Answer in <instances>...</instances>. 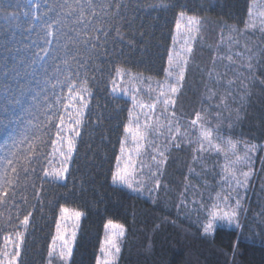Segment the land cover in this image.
<instances>
[{
    "label": "snow or ice",
    "instance_id": "snow-or-ice-1",
    "mask_svg": "<svg viewBox=\"0 0 264 264\" xmlns=\"http://www.w3.org/2000/svg\"><path fill=\"white\" fill-rule=\"evenodd\" d=\"M8 8L13 6H0V12L9 20H18L19 10L23 9L22 15L26 18L27 25L24 30L35 33L38 38L24 45V50L30 52L29 56L18 59L11 69L5 65L0 71V75L5 77L0 85L4 93V101L0 104V113L4 115L0 124L5 128L14 123L15 107L23 105L26 94H30L27 101L30 106L24 109L32 117L27 121L29 127H24L18 137L10 134L0 144V207L9 213L5 216L4 212H0V230L3 231L0 236V264H20L33 216L31 210L25 212L23 207L30 203L29 189L32 190V197L43 205L45 184H59L69 178L77 142L87 123L93 86L99 85L104 79L106 60L123 55L122 46L125 44L135 48L137 35L142 38L145 36V25L142 21L137 23L136 15L137 11L145 8L175 11L178 17L175 24L176 34L172 36V47L168 50L167 66L163 69L164 77L156 80L155 86L150 76L144 77L143 73L133 75L130 69H116L121 80L125 75L129 77L133 88L132 108L128 111V123L123 127L125 135L120 141V155L115 158L111 181L113 184L124 185L133 192L143 193L147 184L139 178L145 168L142 157L151 149L150 159L155 167L153 169L151 165L148 166V178L153 180L155 189L161 187V180L157 177L163 175L168 153L173 148L180 149L183 144L194 143L191 138H187V131H181L180 117L175 108L184 87L194 44L198 39L204 38L202 33L205 20L190 14L188 5L181 0H26L24 5L15 6L11 12ZM248 15L249 21L243 31L258 32L264 40V12L257 16L250 8ZM241 35L240 30L231 26L221 29L211 65L206 70L207 78L203 81L205 99L218 98L215 107H223L229 113V129L239 119L244 101L250 95L252 81L255 79L254 69L264 62V46L254 49L247 41L241 42ZM221 46L225 47L224 52L219 51ZM6 50L12 51L11 48ZM225 60L228 62L224 65L226 71L233 66L246 68L251 78L237 71L225 85L222 81L223 74L216 67L218 62ZM10 81H16L15 87ZM137 82L147 83L150 102H145L138 95L142 90L135 86ZM111 83L112 92H117L115 80ZM261 83L264 84V81ZM30 85H35L37 90L34 91ZM220 87H224L225 91L219 92ZM49 88L53 90L50 93L51 99ZM119 90L125 95L129 93L127 87ZM42 94L43 103L40 99ZM230 101L236 105L234 108L230 107ZM33 107L38 109L39 116L32 111ZM136 109L139 111H135ZM232 113H235L234 118ZM211 115L217 121L214 128L207 127L208 108L197 111L195 119L190 121L192 126L199 125L200 129L195 141L199 146L193 148L192 160L195 165L200 160L199 154L208 152L209 149L223 153L227 163L221 179L229 191L223 195L217 193L218 203L212 207L217 208L219 204H223L228 210L209 212L206 222L202 223V231L206 235L213 232L216 221L240 227L239 217L243 209L240 190L248 189L253 172L250 167L246 171L242 168L251 162L250 154H254L256 150L255 145H245L246 150L240 154L237 151V142L222 134L220 118L223 112L216 111ZM20 120L21 117L15 116V121ZM129 138L132 146L126 147ZM47 146L51 147V152L43 150ZM55 157H58L57 166L52 164L51 158ZM190 172L195 173L196 168L190 167ZM64 186L67 187L66 184ZM147 191L151 194L153 189L147 188ZM187 191L188 188L185 187L181 196ZM18 200L22 204L17 203ZM48 203L51 204L52 201L49 200ZM192 203L197 202L193 200ZM186 205L187 201L182 199L177 207ZM31 207L34 208L35 205ZM83 215L81 211L59 206L55 235L48 247L47 264H54L55 260H59L61 264H69L73 256L76 230ZM67 220L73 221L70 233L67 225L62 223ZM104 227L106 232L108 229L112 231L101 244L100 251L104 253L105 259L101 262L98 258L97 264H115L121 251L119 241L125 235V229L123 225L114 224L111 220Z\"/></svg>",
    "mask_w": 264,
    "mask_h": 264
},
{
    "label": "trees",
    "instance_id": "trees-1",
    "mask_svg": "<svg viewBox=\"0 0 264 264\" xmlns=\"http://www.w3.org/2000/svg\"><path fill=\"white\" fill-rule=\"evenodd\" d=\"M257 1L181 0L188 5L190 14L205 20L202 33L204 38L198 39L194 44L184 87L175 108L180 117L181 131H187V138H191L194 143L183 144L180 149L173 148L168 153L163 175L157 177L161 180L159 189H155L148 173L143 172L147 188L153 189L151 194L147 188L143 193L133 192L111 181L115 158L120 155V141L125 135L123 127L128 123V111L132 108L133 88L129 77L125 75L121 80L116 69H130L133 75L143 73L144 77L150 76L155 86V81L164 77L163 69L167 66V54L172 47V36L176 34L175 24L178 17L172 10L145 8L137 11V23H144L146 34L143 38L139 35L135 37V48L125 44L122 46L123 55L104 62V79L99 85L93 86L87 123L77 142L69 178L59 184H45L43 205L32 197V190L29 189L30 203L23 207L25 212L31 210L33 216L20 264H47L48 247L55 235V222L59 217L60 205L84 213L70 264H97L101 244L105 240L104 225L109 220L123 225L126 229L118 264H264V84L261 83L264 81V62L254 69L255 79L252 81L250 95L245 99L240 117L234 121L231 129L227 127L229 113L223 107H215L218 98L205 99L206 89L203 82L207 78L206 70L211 65L222 28L231 26L240 30L241 42L247 41L254 49L264 46V40L258 32L243 31L249 21L250 8L257 16L264 12V7H261L262 11L257 9ZM25 3L26 0H0V6H13L8 8L9 12L15 6ZM19 11L18 20L6 19L0 12V71L5 65L11 69L18 59L29 56L30 52L24 50V45L38 39L35 33L24 30L27 26L26 18L22 15L23 9ZM8 48L12 51H7ZM17 49L20 51L17 52ZM219 51L224 52L225 47L221 46ZM227 63L225 60L218 62L216 66L223 74L222 81L225 85L237 71L251 78L246 68L233 66L226 71L224 65ZM4 80L5 77L0 75V85ZM112 80L116 82L117 92L111 90ZM10 83L15 87L16 81ZM135 86L142 90L138 95L145 102H150L147 83L137 82ZM30 87L37 90L35 85ZM121 87L129 89L128 95L119 90ZM52 91L49 88V95ZM218 91L224 92L225 88L220 87ZM42 96L43 94L40 99L43 103ZM29 98L30 94H26L25 103L15 107L14 123L7 128L0 124V144L10 134L18 137L24 127H29L27 121L32 117L24 111L30 106L27 102ZM3 101L4 93L0 89V104ZM229 103L230 107L236 106L231 101ZM203 108H208L209 111L207 127L214 128L217 123L212 113L223 112L220 118L222 134L237 142V151L240 154L246 150L245 145L256 146L255 153L250 154L251 162L242 168L244 171L249 167L253 170L248 189L240 190L243 196V209L240 214L242 228L237 231L218 228L212 236L203 233L202 223L206 222L209 212L225 207L223 204H219L217 208L212 206L218 203L217 193L223 195L229 189L221 179L227 163L223 153L209 149L208 152L199 154V162L193 164V148L199 146L195 141L200 129L199 125L192 126L190 121ZM32 111L37 116L40 115L38 109L33 107ZM3 115L0 113V119H3ZM15 116L21 117V120L15 121ZM232 116L234 118L235 113ZM205 147H208L207 143ZM43 150L51 152V147H44ZM151 154L149 149L143 156L147 171L149 165L153 169L155 167L150 159ZM51 159L53 166H57L58 157ZM193 166L196 168L195 173L190 172V167ZM193 185L196 187H192ZM185 187L188 191L182 197ZM182 199L187 201V205L178 208L177 205ZM49 200L52 201L51 204L48 203ZM193 200L197 203L193 204ZM17 203L22 204V201L18 200ZM32 205L35 207L32 208ZM0 212H4L5 216L9 214L3 207H0ZM12 214L14 215V209ZM2 235L3 231L0 230V236Z\"/></svg>",
    "mask_w": 264,
    "mask_h": 264
},
{
    "label": "rangeland",
    "instance_id": "rangeland-1",
    "mask_svg": "<svg viewBox=\"0 0 264 264\" xmlns=\"http://www.w3.org/2000/svg\"><path fill=\"white\" fill-rule=\"evenodd\" d=\"M261 7H262V8L264 7V0H258V1H257V9H258L259 11H262ZM181 23L183 24V22H181ZM136 110H137V112L139 111V109H136ZM141 122H143V117H141ZM131 146H132V144H131V140H130V138H129V141H128L126 147H131ZM143 156H144V155H143ZM142 159H143V157H142ZM143 161H144V160H143ZM144 171H146V173H148V171H147L145 168H144ZM139 178L142 179V180H145V175H144V173H143L142 175H140ZM145 181H146V180H145ZM115 185L120 186V187L127 188V187L124 186V185H120V184H115ZM70 210H72V209H70ZM224 210H228V209L224 207V208H219V209H216V210H213V211L222 212V211H224ZM83 219H84V215L80 218V221H79V227H78L77 230H76V232H77L76 240H77V237H78V235H79V231H80V228H81V225H82ZM62 223H64V224L67 225V227H68V229H69V233H70L71 230H72L73 221H72V220H67V221H64V222H62ZM113 223H114V224H117V223H115V222H113ZM239 224H240V227L237 228L235 225L228 226L226 223H221L220 221H216V227L214 228L213 232H212L211 234H207V235H208V236H212L218 228H226V229L234 230V231L240 230V229L242 228V218H241V216L239 217ZM119 225H121V224H119ZM124 229H125V227H124ZM111 231H112V229H108L107 232H105V238H106V235L109 234ZM125 236H126V229H125V235H124L123 237H121V238H120V241H119V243H120V247H121V251H120V253H119V255H118V258H117L116 261H115V264H118V262H119V259H120V256H121V252H122V248H123V240H124ZM75 243H76V241H75ZM74 248H75V244H74V246H73V251H74ZM99 259L101 260V262L105 259V255H104V253H102V252L100 253ZM71 260H72V258H71ZM71 260L69 261V264L71 263ZM54 264H61V262H60L59 260H55V261H54Z\"/></svg>",
    "mask_w": 264,
    "mask_h": 264
}]
</instances>
